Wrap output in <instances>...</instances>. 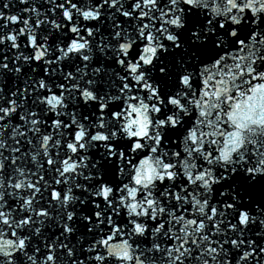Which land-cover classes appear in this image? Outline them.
<instances>
[{
  "label": "snow or ice",
  "instance_id": "6c2138e0",
  "mask_svg": "<svg viewBox=\"0 0 264 264\" xmlns=\"http://www.w3.org/2000/svg\"><path fill=\"white\" fill-rule=\"evenodd\" d=\"M0 264H264V0H0Z\"/></svg>",
  "mask_w": 264,
  "mask_h": 264
}]
</instances>
